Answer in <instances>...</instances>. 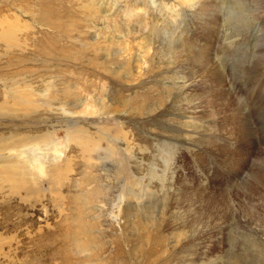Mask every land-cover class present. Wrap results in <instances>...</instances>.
Wrapping results in <instances>:
<instances>
[{
    "label": "rangeland",
    "instance_id": "rangeland-1",
    "mask_svg": "<svg viewBox=\"0 0 264 264\" xmlns=\"http://www.w3.org/2000/svg\"><path fill=\"white\" fill-rule=\"evenodd\" d=\"M263 14L0 0V264H264Z\"/></svg>",
    "mask_w": 264,
    "mask_h": 264
},
{
    "label": "bare ground",
    "instance_id": "bare-ground-1",
    "mask_svg": "<svg viewBox=\"0 0 264 264\" xmlns=\"http://www.w3.org/2000/svg\"><path fill=\"white\" fill-rule=\"evenodd\" d=\"M188 1H189V0H188ZM190 1H192V0H190ZM186 5H187V4H186ZM192 5H193V3H192ZM201 6H202V5H201ZM189 7H190V6H189ZM191 7H192V6H191ZM199 9H200V8H199ZM210 9H211V8H210ZM263 16H264V14L262 15V17H263ZM262 17H260L259 20H260ZM257 19H258V18H257ZM179 44H180V43H179ZM201 49H202V48H201ZM197 51H198V50H197ZM204 52H206V51H204ZM207 52H208V51H207ZM208 53H209V52H208ZM196 54H197V53H196ZM263 54H264V53H263ZM210 55H211V53H210ZM194 56H195V55H194ZM212 56H213V54H212ZM196 58H197V57H196ZM212 59H213V58H212ZM207 60H208V57H207L206 55H203V54L199 53V56H198V59H197V63H200V62L203 63V64L201 65V68H202L201 71H204L205 73H207V72L209 71V70H208V71L206 72L205 70H206L207 68L204 70V67H203L204 64H207V65L209 66V61H207ZM194 61H195V60H194ZM206 61H207V62H206ZM201 63H200V64H201ZM200 64H199V65H200ZM214 64H215V63H214ZM213 66H214V65H213ZM208 68H209V67H208ZM210 68H211V70H212V67H210ZM217 68H218V67H217ZM199 70H200V69H199ZM216 70H217V69H216ZM217 71H218V70H217ZM194 72H195V71H194ZM193 74H194V73H193ZM215 75H216V76H220L219 73H212V76H213V77H215ZM210 78H211V77H210ZM210 78L208 77V79H210ZM214 80L216 81V79H214ZM217 80H218V79H217ZM216 83H217V82H216ZM219 83H220V82H219ZM219 87H220V86H219ZM205 95H206V94H205ZM211 95H212V94H211ZM219 97H220V96H219ZM214 98H215V97H214ZM224 98L227 99V97H224ZM224 98H223V99H224ZM223 99H222L221 102H223ZM229 101H230V100H229ZM203 103H204V102H203ZM210 104H211V103H210ZM205 105H207V104H205ZM230 105H231V104H230ZM234 107H235V106H234ZM221 108H222V107H221ZM228 115H229V114H228ZM228 115H227V116H228ZM238 115H239V114H238ZM229 116H230V115H229ZM229 116H228V117H229ZM242 116H243V115H242ZM201 117H202V116H201ZM238 117H239V116H238ZM236 118H237V116H236ZM229 119H230V118H229ZM245 119H246V118H245ZM226 120H228V119H226ZM246 120H247V119H246ZM230 121H231V119H230ZM234 122H235V121H234ZM243 122H244V121H243ZM245 122H246V121H245ZM230 123H231V122H230ZM228 124H229V123H228ZM231 124H232V123H231ZM238 124H239V123H238ZM235 126H236V125H235ZM233 127H234V126H233ZM236 127H237V126H236ZM237 128H238V127H237ZM237 128H236V129H237ZM241 128H242V127H240V129H241ZM245 128H246V127L244 126V128H242V129L245 130ZM242 129H241V130H242ZM246 129H247V128H246ZM250 129H251V128H250ZM241 130H240V131H241ZM235 131H236V130H235ZM237 131H239V130H237ZM252 132H253V131H252ZM234 133H235V132H234ZM234 133H233V134H234ZM236 133H238V132H236ZM239 133H240V132H239ZM246 133H247V132H246ZM242 134H243V133H242ZM253 134H254V133H253ZM249 135H250V134H249ZM251 135H252V134H251ZM237 137H238V136H236V138H237ZM247 137H248V135H247ZM233 138L235 139V137H233ZM240 138H241V137H240ZM240 138H239V139H240ZM250 138H251V137H250ZM253 139H254V138H253ZM230 140H231V139H230ZM251 140H252V139H251ZM235 141H237V139H235ZM250 142H252V141H250ZM205 144H206V143H205ZM253 145H254V143H253ZM205 148H206V147H205ZM217 150H218V149H217ZM230 150H231V149H230ZM232 151H233V150H232ZM233 152H236L235 149H234ZM237 152H238V151H237ZM240 152H241V151H240ZM262 152H263V151H262ZM231 153H232V152H231ZM242 153H243V152H242ZM228 154H229V153H228ZM238 155H239V153H238ZM263 155H264V154H263ZM232 156H233V155H232ZM232 156H231V157H232ZM235 156H236V154H235ZM239 157L241 158V156H239ZM257 157H258V156H257ZM229 158H230V157H229ZM258 158H259V157H258ZM227 159H228V158H227ZM230 159H231V158H230ZM242 160H243V159H242ZM261 160H262V159H261ZM227 161H228V160H227ZM263 161H264V160H263ZM234 162H235V161H234ZM257 163H258V162H257ZM255 164H256V163H255ZM261 164H262V163H261ZM254 175H256V173H255ZM252 176H253V175H252ZM233 191H234V190H233ZM211 192H212V191H211ZM206 204H207V203H206Z\"/></svg>",
    "mask_w": 264,
    "mask_h": 264
}]
</instances>
